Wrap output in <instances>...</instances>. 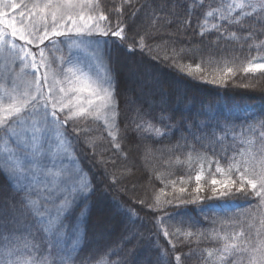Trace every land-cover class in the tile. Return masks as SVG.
<instances>
[{
    "label": "snow or ice",
    "instance_id": "obj_1",
    "mask_svg": "<svg viewBox=\"0 0 264 264\" xmlns=\"http://www.w3.org/2000/svg\"><path fill=\"white\" fill-rule=\"evenodd\" d=\"M137 2L119 0L106 12L101 0H0V174L9 179L19 194L21 211L25 216L31 215L47 248L41 253V245L34 242L35 235L28 225L32 239L25 238L22 246L32 255L20 256L17 253L21 237L15 230L3 231L4 225H0V264H75L80 247L79 229H74L72 242L67 243V221L77 208L83 214L82 202L89 197L92 186L81 169L66 166L72 149L66 125L71 122L77 134L88 133L92 131L89 122L102 121L113 147L121 150V142L126 137L118 122L119 102L112 78L107 69L102 73L92 71L93 65L103 67L101 41L94 38L111 36L125 40V30L129 27L126 17L134 23L141 10L136 7ZM179 7L186 8L187 18L179 17ZM197 9L202 15L197 23L198 35L206 37L215 33L213 44L224 41L236 44L240 50L247 45L249 53L256 51L255 56L250 55L246 62L239 64L235 62L237 57L231 61L225 59L222 64L209 57L207 64L213 71L208 82L223 84L238 73L264 74V38H261L264 37V0H216L215 6L209 4L206 9L204 0H185L184 4L172 0L168 18L161 27L176 23L180 26L177 32L187 30ZM233 26L235 30H230ZM153 27H156L155 16ZM158 36L161 43L155 47L164 49L165 59H171L181 71L187 69L189 76L205 78L203 59L194 66L180 63L186 55L200 49L174 47L176 41L163 39L159 28L140 36L138 46L151 52L153 47L146 42V37L154 40ZM83 57H87V61ZM81 123L84 127H76ZM132 124L139 139H159L167 134L140 112ZM258 131L259 145L256 146L254 137ZM229 137L246 147L234 150L231 156L227 155V148H222L223 164L219 158L197 154L198 166L190 167L187 176L180 177L179 181H170L174 190L178 182L187 185L194 181L195 186L187 198L183 194L188 189L181 186L179 195L163 204L157 196L156 202L148 207L157 211L162 210L163 205L179 207L206 198L221 199L239 194L250 201L249 211L242 214L233 227L246 222V228L240 226L238 231H224L214 227L206 234L191 231L193 226L188 223L186 228V222L180 220L165 227L163 235L175 236L177 243H191L190 238L199 241L206 236L218 242L215 252L208 250L202 258L204 264H264V119L252 117L238 132L234 125L221 126V135L216 141L223 144ZM192 159L189 152L188 160ZM206 190L212 195L202 196ZM161 223L158 220V224ZM169 243L175 251L176 244L171 240ZM111 255L113 253L109 252L98 257L97 264H110ZM166 257L167 250H162L161 258ZM174 259L182 264L180 254Z\"/></svg>",
    "mask_w": 264,
    "mask_h": 264
},
{
    "label": "trees",
    "instance_id": "obj_2",
    "mask_svg": "<svg viewBox=\"0 0 264 264\" xmlns=\"http://www.w3.org/2000/svg\"><path fill=\"white\" fill-rule=\"evenodd\" d=\"M114 2L119 3V0H102L101 4L107 12L114 6ZM180 2L184 4L185 0ZM171 4L172 0H138L136 7L141 10L135 22L126 17L129 27L125 30V40L120 41L111 36L94 38L101 41L103 52L108 47L115 56L124 58L127 65L135 69V76L130 87L126 85L131 83L127 82L123 73L115 77L119 126L126 137L121 142V150L113 147L104 132V135L96 138L95 135H90L94 132L90 125L88 127L92 131H81L78 134L73 132L72 123L66 125L73 151L77 155L76 161L71 158L70 166L79 165L92 186L89 203L84 206L88 211L75 264H97V258L109 252L113 253L110 264H116L117 261L120 264H177L174 259L176 254L181 255L182 264H204L202 258L208 250L215 252L218 242L206 236L199 241L195 237L190 238L191 243H177L175 236L163 235L164 228L175 225L180 220L186 222V228L190 223L193 226L191 231L199 230L206 234L214 227L224 231H238L240 226L247 227L246 222L233 227L234 222L249 211L250 201L239 194L221 199L206 198L202 202L187 203L179 207L175 204L163 205L162 210L157 211L148 207L156 202L157 196L163 204V201L179 195L178 189L181 186L187 187L188 192L183 194L187 198L195 186L194 181L187 185L178 182L175 190L170 181H179L180 177L187 176L190 167H197V154L219 158L223 164L225 160L222 158V148H227V155L231 156L234 150L239 151L241 147H246L239 142L234 143L231 137L223 144L217 142L216 137L221 135V126L234 125L238 132L241 125L252 117L264 119V74L238 73L223 84L208 82L212 79L213 71L207 64L209 57L215 58L221 64L225 59L231 61L233 57H237L235 62L239 64L246 62L250 55L255 56L256 51L249 53L247 45L244 50H240L236 44L224 41L213 44L215 33H209L206 37L198 35L197 23L202 19L200 9L195 10L191 16L190 28L187 30L181 29L177 32L180 26L176 23L161 27L163 20L168 18L167 10ZM209 4L215 6L216 0H204L205 9ZM177 12L179 17L187 18L186 8L179 7ZM156 28L161 30L163 39L169 42L174 39L176 43L173 46L176 48L200 49L199 52L186 55L180 63L194 66L203 59L204 79L187 75V69L181 71L171 59H165L164 49L155 47L161 43L159 36L154 40L146 37V42L153 47L151 52L141 50L137 43L139 37L147 32H154ZM230 30H235V26ZM168 33L172 35L169 36ZM168 51L170 54V48ZM83 58L87 61V57ZM137 68H142L144 72ZM93 69L94 65L92 71ZM16 71L19 72L18 65ZM138 112L146 114L167 134L159 139H139L132 130V121ZM129 113L131 114L128 115ZM154 115L157 116L156 120H153ZM76 127L82 128L84 125L79 124ZM254 139L258 146L259 131ZM135 145L142 146L146 151L151 149L146 160L139 163L137 168L131 167L127 162L132 157L129 148ZM189 152H192V161L188 160ZM201 195L209 197L212 194L206 190ZM78 213L80 220V210ZM158 220L162 223L158 224ZM81 221L83 223V219ZM0 225H4L3 231L15 230L21 237L18 255H32L22 246L25 238L32 239L28 235V225H31V232L35 235L34 242L41 245V253L47 251L43 234L37 231L31 215L23 214L19 194L2 174ZM169 231H172L171 227ZM169 240L176 244L175 251ZM162 250H167L166 259L161 258Z\"/></svg>",
    "mask_w": 264,
    "mask_h": 264
},
{
    "label": "rangeland",
    "instance_id": "obj_3",
    "mask_svg": "<svg viewBox=\"0 0 264 264\" xmlns=\"http://www.w3.org/2000/svg\"><path fill=\"white\" fill-rule=\"evenodd\" d=\"M20 42H23V41H20ZM29 47H31V46H29ZM59 47H62V45H59ZM101 48L103 49L104 47L101 46ZM59 55L60 54L58 53L57 56H59ZM127 64L128 63L125 62L124 58H119L118 56H115V54L112 51H110L108 47H106V50L103 52V67H101L99 65H94L93 71L102 73L104 71V69H107L109 74H110V76H111V78H112V81H113L114 91H116V78L115 77L120 76V75H117V74L123 73L125 75V78H127L126 79L127 82L131 83L130 85L126 84L127 86L130 87L134 83V78L133 77L135 76L134 75L135 69H133L132 66H129ZM137 69L140 72H144V70L142 68H137ZM130 114L131 113H129L128 115H130ZM119 117H120V115H119ZM156 118H157V116L154 115L153 116V120H156ZM118 122H119V118H118ZM98 123H99V126H97ZM70 124H71V122H70ZM81 124H83V123H81ZM88 125H90L94 129V132L90 133V135H92V136L95 135L94 138H96L97 136H102L105 133L106 136L108 137L109 141H111V137H109L108 134H107V131H105V127H104L102 121L101 122H89ZM90 138L91 137H89V139ZM87 143H90V142H87ZM129 152H131L132 157L129 158L127 160V162H129L128 164L131 167H133V168L139 167L140 166L139 163L142 164V162L144 160H146L147 154L149 153L148 151H146L145 148H143L140 145H135V147H130L129 148ZM70 153H71V158L73 159V161H76L77 155H76V153H74L73 147L70 150ZM70 162H72L71 159H69L66 162V166H70ZM74 167L77 168V169L81 168L77 164ZM85 179L88 180V177H87L86 174H85ZM89 199H90V195L87 198V200H85L84 205H82V207L84 208V212H83L82 215L80 214V220H79V213H78V211L80 210L79 208H77L76 211L68 218L67 222L69 224V234L67 236V243H69V244L72 242V239H73L72 233H73L74 229H79V243H80V240H81V237H82L83 228H84L83 226H84V223H85V220H86V217H87V211H88V209L85 208L84 206L87 203H89ZM81 219H83V223H82ZM81 227H82V229H81Z\"/></svg>",
    "mask_w": 264,
    "mask_h": 264
}]
</instances>
